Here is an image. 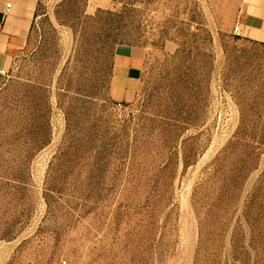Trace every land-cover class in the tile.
Instances as JSON below:
<instances>
[{
    "label": "rangeland",
    "instance_id": "374dc122",
    "mask_svg": "<svg viewBox=\"0 0 264 264\" xmlns=\"http://www.w3.org/2000/svg\"><path fill=\"white\" fill-rule=\"evenodd\" d=\"M61 1L39 0L0 75V264H264V144L244 176L247 153L221 158L241 114L264 127L239 0H140L126 103L107 94L112 46L77 43Z\"/></svg>",
    "mask_w": 264,
    "mask_h": 264
},
{
    "label": "crops",
    "instance_id": "0c3cea01",
    "mask_svg": "<svg viewBox=\"0 0 264 264\" xmlns=\"http://www.w3.org/2000/svg\"><path fill=\"white\" fill-rule=\"evenodd\" d=\"M39 0H0V71L6 72L11 57L22 50ZM238 37L264 45V0H239ZM142 49L116 46L108 97L115 102L134 99L141 67Z\"/></svg>",
    "mask_w": 264,
    "mask_h": 264
},
{
    "label": "trees",
    "instance_id": "16d2710c",
    "mask_svg": "<svg viewBox=\"0 0 264 264\" xmlns=\"http://www.w3.org/2000/svg\"><path fill=\"white\" fill-rule=\"evenodd\" d=\"M111 3L118 4L120 7L116 11L97 9L93 15L85 14L87 0H62L58 5L60 11H55L54 16L56 22L67 27L80 45H88L90 48H95L96 45L104 48H111V66L113 51L116 46L136 47L130 43V32L132 30L133 18L137 12L136 5L140 0H108ZM39 4V2H38ZM38 11L36 7L34 18ZM32 24L26 44L29 41ZM63 79V74H60L59 80ZM108 94V91H107ZM60 105V102H57ZM242 114L240 116L239 125L232 137V141L221 152V158L224 160L227 155L237 152L247 153L249 161L244 168H240L243 176L254 167V161L258 153L254 152V144L261 146L264 144V127L257 130L243 123ZM67 121V118H66ZM47 144V140L41 143V147ZM220 158V159H221Z\"/></svg>",
    "mask_w": 264,
    "mask_h": 264
},
{
    "label": "built area",
    "instance_id": "2783aa9c",
    "mask_svg": "<svg viewBox=\"0 0 264 264\" xmlns=\"http://www.w3.org/2000/svg\"><path fill=\"white\" fill-rule=\"evenodd\" d=\"M235 34L238 36V33H237V29L235 28ZM5 74V72L3 71H0V75L3 76Z\"/></svg>",
    "mask_w": 264,
    "mask_h": 264
}]
</instances>
